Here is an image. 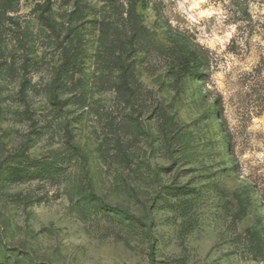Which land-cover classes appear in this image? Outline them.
<instances>
[{"label":"rangeland","instance_id":"rangeland-1","mask_svg":"<svg viewBox=\"0 0 264 264\" xmlns=\"http://www.w3.org/2000/svg\"><path fill=\"white\" fill-rule=\"evenodd\" d=\"M0 264H264V0H0Z\"/></svg>","mask_w":264,"mask_h":264},{"label":"trees","instance_id":"trees-1","mask_svg":"<svg viewBox=\"0 0 264 264\" xmlns=\"http://www.w3.org/2000/svg\"><path fill=\"white\" fill-rule=\"evenodd\" d=\"M198 70L200 69V67L197 68Z\"/></svg>","mask_w":264,"mask_h":264}]
</instances>
